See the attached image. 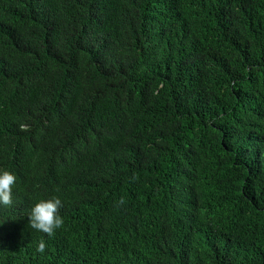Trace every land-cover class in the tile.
Returning <instances> with one entry per match:
<instances>
[{
	"label": "trees",
	"instance_id": "1",
	"mask_svg": "<svg viewBox=\"0 0 264 264\" xmlns=\"http://www.w3.org/2000/svg\"><path fill=\"white\" fill-rule=\"evenodd\" d=\"M0 169V264H264V0H0Z\"/></svg>",
	"mask_w": 264,
	"mask_h": 264
},
{
	"label": "clouds",
	"instance_id": "2",
	"mask_svg": "<svg viewBox=\"0 0 264 264\" xmlns=\"http://www.w3.org/2000/svg\"><path fill=\"white\" fill-rule=\"evenodd\" d=\"M15 181L16 177L12 172L0 169V205L12 203V189ZM61 207L62 202L58 197L41 199L34 203L28 214V222L31 228L46 234L48 237L53 236L63 224V217L58 212ZM36 251L44 253L45 243L43 240L38 243Z\"/></svg>",
	"mask_w": 264,
	"mask_h": 264
}]
</instances>
